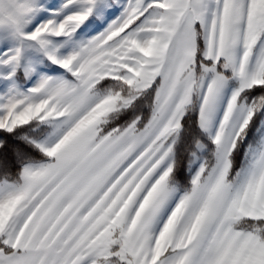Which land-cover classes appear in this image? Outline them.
<instances>
[{"label": "snow or ice", "instance_id": "obj_1", "mask_svg": "<svg viewBox=\"0 0 264 264\" xmlns=\"http://www.w3.org/2000/svg\"><path fill=\"white\" fill-rule=\"evenodd\" d=\"M0 264H264V0H0Z\"/></svg>", "mask_w": 264, "mask_h": 264}]
</instances>
